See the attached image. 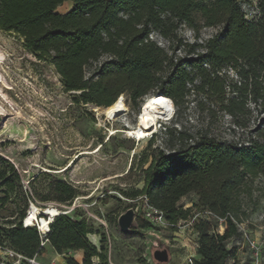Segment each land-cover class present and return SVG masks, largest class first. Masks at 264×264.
<instances>
[{
	"label": "trees",
	"instance_id": "1",
	"mask_svg": "<svg viewBox=\"0 0 264 264\" xmlns=\"http://www.w3.org/2000/svg\"><path fill=\"white\" fill-rule=\"evenodd\" d=\"M242 1L0 0V31L13 34L28 53L53 66L76 105L108 108L126 94L138 106L148 97L161 95L175 100L177 119L187 108L188 98L196 94L215 98L233 125L246 129L238 118L249 114L250 101L264 112V0L259 1V15L252 20L246 18ZM66 2L72 8L58 13ZM183 27L193 31L194 42L180 38ZM204 28L218 30L203 40ZM153 33L167 41L168 48L153 41ZM226 67L236 71L239 82L229 83L222 75ZM198 106L204 110L203 102ZM161 132L174 145L166 151L156 145L154 135L147 148L134 155L127 173L135 179L133 189L120 194L133 203L147 197L173 228L190 218L191 208L184 209L181 200L196 195L198 204L224 220L226 228L223 234L211 233L206 222H199V259L188 264H246L237 259V247L228 241L240 235V196L249 192V178L264 179V137L248 144L220 142L192 135L178 124L162 125ZM106 144L101 137L100 148ZM127 149L133 151L135 144ZM42 176L53 177L43 191L33 194L25 189L19 169L0 156L1 248L9 247L25 258L40 256L47 247L58 255L84 253L81 263L69 257L65 264L146 263L143 245L136 251L114 247L109 252L104 247L106 237L101 236L98 248L89 238L96 235L92 226L69 214L54 219L48 246L40 250L37 228L23 224L31 204L38 205V199L44 205L71 206L82 196L75 184L50 173H39L30 185ZM120 216L109 220L116 235L125 242L139 239L142 244L140 233L120 230Z\"/></svg>",
	"mask_w": 264,
	"mask_h": 264
},
{
	"label": "rangeland",
	"instance_id": "2",
	"mask_svg": "<svg viewBox=\"0 0 264 264\" xmlns=\"http://www.w3.org/2000/svg\"><path fill=\"white\" fill-rule=\"evenodd\" d=\"M259 1L243 0L240 3L248 20L258 17ZM72 6L71 2H66L57 12L67 13ZM217 30L218 28H204L201 30V38L209 39ZM179 36L185 41L194 42V33L188 28H181ZM150 38L159 46L168 48L169 43L157 34L153 33ZM0 49L6 57V61L1 64V70L9 83L8 86L1 83L2 88L13 108L21 109L25 116L24 120L17 118L13 121L9 130L0 128V156L11 161L19 169L25 189L33 194L36 190L43 191L48 178L53 177L42 176L30 185L39 173H49L45 172L46 168L65 170L74 162L67 171L50 174L72 182L82 195L71 206L44 205L37 199L36 207L41 209L53 207L74 219H86L96 233L92 236L97 239V247H101V236H104L107 240L104 247L109 252L114 247L117 249L129 247L136 251L143 245L145 264H158L154 259V253L158 250H167L169 254V261L161 264H188L193 259H199L196 225L201 221L208 224L211 233H224L226 228L224 220L204 210L198 204L197 196L192 194L180 202L184 209L191 208L188 221H180L173 228L167 221L160 225L153 224L142 214H136L130 231L142 235V244L139 239L136 242L121 240L116 235L115 228L109 224V220L117 218L124 214L125 210L136 205L125 199L120 191L133 189L135 179L129 178L127 173L134 162V155L141 154L151 139L146 137L140 142L129 133L130 130L137 128L143 104L134 106L125 94L123 97L128 108L127 113L115 120H108L102 113L104 108L74 104L71 100L72 93L64 90L62 79L54 67L48 62H40L28 53L22 42L13 34L0 31ZM222 75L228 78L229 83L240 81L236 71L231 67H226ZM228 96L232 98L234 94L228 91ZM215 101V98L192 94L188 98L187 108L176 119L174 100V115L169 120L160 121L157 129L154 128L150 132V135L153 133V136H158L156 145L166 151L174 145L173 142L166 141L160 125L178 124L192 135H207L227 143L248 144L251 140L264 137V112L261 111V107L255 106L251 101L248 103L249 114L240 115L238 118L241 123L247 125L246 129H241L233 125L232 117L220 111L219 104ZM200 102L205 105L203 111L198 106ZM101 137H104L107 143L103 148H100ZM110 138L114 139L113 143L108 142ZM133 143L135 149L130 151L127 148ZM98 150L99 152L93 155L80 156L83 152ZM137 187L141 188L142 185ZM249 187V192H242L240 196V222L237 225L240 235L229 240L228 245L237 247V259L240 262L264 264V179L249 178ZM3 250L10 249L6 247ZM69 257L81 263L84 253L78 251L58 255L47 247L38 257L37 263L65 264ZM0 264L22 262L19 263V259L10 254L0 253Z\"/></svg>",
	"mask_w": 264,
	"mask_h": 264
},
{
	"label": "bare ground",
	"instance_id": "3",
	"mask_svg": "<svg viewBox=\"0 0 264 264\" xmlns=\"http://www.w3.org/2000/svg\"><path fill=\"white\" fill-rule=\"evenodd\" d=\"M5 58L6 57H5L4 52L0 49V115L2 117V122L0 124V128H2L3 130H9L12 122L16 121L17 118H23L24 115H23L21 109L18 110L16 108L17 110H15L13 108V104L11 103V101L7 97V94L5 93V91L2 88L1 83L4 86L9 85V83L7 81L8 79L5 78V76L3 75L2 70H1V64L3 63V61H6ZM3 71H4V69H3ZM6 71H7V69H6ZM127 111H128V108L125 104L124 97L121 96L116 101V103H114L112 106H110L108 108H104L102 113L104 115H106L108 120H115L116 118H119V117L123 116L124 114H126ZM173 113H174V105H173V102L171 99L164 97V96H161V95H158V96L152 97V98L150 97L142 105L141 113H140L139 119H138L137 128L134 130H130L129 133L131 136H133L135 139H137L138 141L141 142V140H145L146 137H148L150 135V132L154 128L157 129V125L160 121H166V120L171 119ZM34 118H36V117H34ZM23 120H24V118H23ZM25 127H27V126H25ZM97 152H99V150L95 151V152L86 151V152L81 153L80 156L93 155ZM73 164H74V162H73ZM70 167H68L65 170H61V171L46 168L45 172L59 174V173H63L65 171H67ZM39 215H41V216H39ZM43 215H46L47 217H44ZM58 215H61V212L56 208L51 207V208L41 209V208L36 207L34 204H32L30 214L26 217V225L28 227L36 226V221H37L38 226H39V230L41 232L46 233L50 230V225L52 224V222L54 221V219ZM89 238L93 243L97 244V239L95 236L91 235Z\"/></svg>",
	"mask_w": 264,
	"mask_h": 264
},
{
	"label": "built area",
	"instance_id": "4",
	"mask_svg": "<svg viewBox=\"0 0 264 264\" xmlns=\"http://www.w3.org/2000/svg\"><path fill=\"white\" fill-rule=\"evenodd\" d=\"M173 115H174V113H173ZM160 128H162V125H160ZM148 137L152 138L153 137V133H151V135H149ZM134 203L136 204V207L134 208L135 214H143L144 218L148 222L153 223V224H158V225L164 224L166 222L164 214L161 211H159V210L155 209L154 207H152L149 204V201H148L147 197H142V198L136 200ZM31 207H32V204H31L30 209H29V211L27 213V216L30 214ZM61 214H64V213L61 212ZM39 216H41V215H39ZM23 224H24V227H28L26 225V219L24 220ZM31 227H36L38 232H39V234H40V250L41 249H45L48 246L47 234L49 233V231L46 232V233L41 232L39 230V226H38L37 221H36V226H31ZM0 253L10 254V255H12L14 257H17L19 259V263L25 261L27 264H38L37 263V259L39 257L38 255L34 256L33 258H25L22 255H19V254H17L16 252H14L12 250H9V251L8 250H3V248H1V247H0Z\"/></svg>",
	"mask_w": 264,
	"mask_h": 264
},
{
	"label": "water",
	"instance_id": "5",
	"mask_svg": "<svg viewBox=\"0 0 264 264\" xmlns=\"http://www.w3.org/2000/svg\"><path fill=\"white\" fill-rule=\"evenodd\" d=\"M2 122V117L0 115V124ZM135 211L134 209L127 210L124 214H122L118 219V225L120 227V230L123 233H129L130 227L133 224L134 218H135ZM46 217V215H43ZM154 259L158 262V264L161 263H167L169 261V254L167 250L163 251H156L154 253Z\"/></svg>",
	"mask_w": 264,
	"mask_h": 264
}]
</instances>
